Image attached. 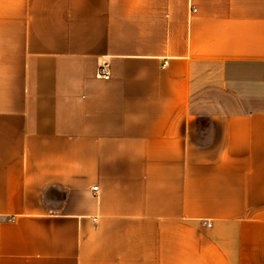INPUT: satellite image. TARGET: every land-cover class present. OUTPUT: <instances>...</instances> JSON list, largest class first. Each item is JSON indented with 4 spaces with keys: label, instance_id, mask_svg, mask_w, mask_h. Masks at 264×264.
Listing matches in <instances>:
<instances>
[{
    "label": "crops",
    "instance_id": "obj_1",
    "mask_svg": "<svg viewBox=\"0 0 264 264\" xmlns=\"http://www.w3.org/2000/svg\"><path fill=\"white\" fill-rule=\"evenodd\" d=\"M0 264H264V0H0Z\"/></svg>",
    "mask_w": 264,
    "mask_h": 264
},
{
    "label": "built area",
    "instance_id": "obj_2",
    "mask_svg": "<svg viewBox=\"0 0 264 264\" xmlns=\"http://www.w3.org/2000/svg\"><path fill=\"white\" fill-rule=\"evenodd\" d=\"M167 63L165 62L164 65H166ZM97 75L101 78L104 79H108L111 76V71H110V67L107 61H102L101 63L98 64L97 67ZM93 192L95 195H97L98 193V186H94L92 188Z\"/></svg>",
    "mask_w": 264,
    "mask_h": 264
}]
</instances>
